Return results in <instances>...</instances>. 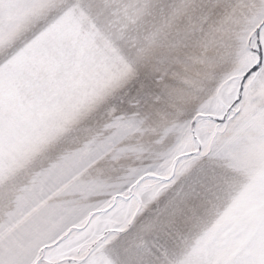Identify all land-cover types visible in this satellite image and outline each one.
<instances>
[{"label":"snow or ice","instance_id":"snow-or-ice-1","mask_svg":"<svg viewBox=\"0 0 264 264\" xmlns=\"http://www.w3.org/2000/svg\"><path fill=\"white\" fill-rule=\"evenodd\" d=\"M0 264H264V0H0Z\"/></svg>","mask_w":264,"mask_h":264}]
</instances>
